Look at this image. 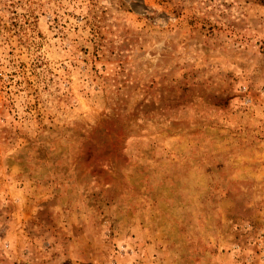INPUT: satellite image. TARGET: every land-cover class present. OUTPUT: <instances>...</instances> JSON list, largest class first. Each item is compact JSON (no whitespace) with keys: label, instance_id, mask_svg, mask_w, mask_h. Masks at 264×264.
<instances>
[{"label":"rangeland","instance_id":"rangeland-1","mask_svg":"<svg viewBox=\"0 0 264 264\" xmlns=\"http://www.w3.org/2000/svg\"><path fill=\"white\" fill-rule=\"evenodd\" d=\"M0 264H264V0H0Z\"/></svg>","mask_w":264,"mask_h":264}]
</instances>
